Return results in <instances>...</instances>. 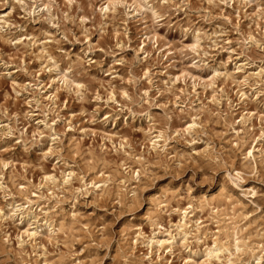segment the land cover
<instances>
[{
  "label": "rangeland",
  "instance_id": "rangeland-1",
  "mask_svg": "<svg viewBox=\"0 0 264 264\" xmlns=\"http://www.w3.org/2000/svg\"><path fill=\"white\" fill-rule=\"evenodd\" d=\"M134 1L0 0V208L34 192L53 214L35 240L31 215L0 221V264L140 260L132 225L176 236L167 264H264V0ZM247 111L257 170L232 130ZM129 166L141 173L120 185ZM222 185L239 201L197 207Z\"/></svg>",
  "mask_w": 264,
  "mask_h": 264
},
{
  "label": "bare ground",
  "instance_id": "bare-ground-1",
  "mask_svg": "<svg viewBox=\"0 0 264 264\" xmlns=\"http://www.w3.org/2000/svg\"><path fill=\"white\" fill-rule=\"evenodd\" d=\"M134 4H135V9L137 11H139V12L143 11L144 8L148 9V7L144 6L141 3V0H135ZM109 6L110 5H109V2H108V4L104 8L107 10V9H109ZM147 37H149V36H147ZM250 42L251 43H257L258 40L253 35H250ZM219 74H221V73L218 70H215V75L218 76ZM226 75L227 76H232L233 78H235L234 74H231L229 72H227ZM246 79H248V77L244 76V80H246ZM238 93H240L239 99L242 102L247 104L249 102L250 96L245 91H239ZM251 115H252V111H247L245 115L243 113L242 114V118L240 120H238V122H242V125L244 126V128L241 129V128H238V127L233 125L232 130L235 133V136L237 138L236 144L239 145V147H241V149L243 151L242 152L243 159H245L248 163L251 164L252 169H254V170L256 169L257 170L258 169V162H257L256 151L259 150L258 153L262 154L263 150L260 149V147L258 146L259 137H258V139H256V138L252 139L253 141H256V144L253 145V144H248L247 143V136L246 135L249 134V129L247 127H245V124L247 123V121H250V116ZM263 134H264V131H262L260 136H263ZM155 143L156 142L154 141L153 144H155ZM120 145H121V143H120ZM123 151H124V153H127L126 150H123ZM134 158H135L134 163L140 165L139 167H142V165H143L142 164V159H144V158L136 157V156H134ZM123 169L126 172L123 173V175L121 177V181L119 182V184L123 185V186H126V183L129 181V178H131V176H134V175L138 176L141 173V169L133 170L132 166L125 167V168L123 167ZM242 174H243L242 169H236L235 174H233V175L228 174V176L230 177L229 178V182H228V184L230 186L229 187L230 189L234 190L235 188H240L239 182L244 179ZM69 175H72V173L70 172ZM65 180L69 181L68 178H66ZM113 181H114V178L110 174V175L106 176L101 181L91 182V183H92V186L95 188V191H98V192H100L102 194L103 192L108 190L109 182H113ZM85 185H87V184H85ZM20 188L25 189L24 186H22ZM252 191H254L253 188H252ZM21 192L24 193L23 191H21ZM245 195H247V194L245 193ZM33 197H36L37 199H34ZM42 198H43V194H40V193H34V192L26 193V195L23 196V199L25 200L24 202L18 203L17 201H14L13 203L10 204L11 208H9L8 211H5L4 208H2V207L0 208V221L2 222V221L10 220V219H15V217L18 216L19 219H20L19 224H22L23 219L26 218L27 216L31 215V218L33 219V221H28L26 223L27 226L22 231V234H25L30 240H35L36 237L39 236L40 230H39L38 225L35 226L34 223L38 222L39 220L42 219V220L45 221V224H47L48 221L53 218V216H52L53 214H51L50 208H48V207H46V208L45 207H40L41 204H40L39 200L42 199ZM221 198H224L226 201H228V203L238 202L239 201V200H236V201L233 200V196H232L231 193H229V191L227 189V186L222 185L220 187V189L218 191V194L216 196H212L210 198L204 197L203 200L200 202L199 206H197V207L203 208L205 206H211L212 210L214 209L215 213H218L220 211V205H221L220 204V202H221L220 199ZM36 204H37V207L34 210V205H36ZM197 207H194V205H190V208H193L194 210ZM211 207H210V209H211ZM38 208H40L39 209V211H40L39 213H37V209ZM185 213H186V211H185ZM220 213H222V212H220ZM40 215L42 216L41 219H39ZM72 216L76 217V214L73 213ZM152 218H153V216L149 217V219H152ZM224 221H225V219H224ZM85 225L86 224H84V226ZM229 225H231V224H229ZM49 226H52V228H51L52 231L53 230L59 231V230H61L64 227V223L61 220L54 219L52 221V223L49 224ZM65 227H66V225H65ZM125 230L127 231L128 235L130 233L129 230H132L131 247L133 246V250H135L138 242L141 241L142 244L145 243L148 246L150 251L147 252L146 254H144L140 258L141 261L135 259V257H134V259H130L131 257H128V258H125L123 260L122 264H144L143 261H145V260L147 261L146 264H155V262H158V261L161 262V264L169 263V261H167V258H166L167 256L166 255L169 254V253L173 254L175 252L174 249H175L176 236L171 235L170 239H153V238L145 235V233L143 232V228L141 226H134V225L128 226L127 229H125ZM238 233H239V228H237V226H235L234 227V235L235 236L234 235H232V236L234 237V239H233L234 240V246L236 247L237 250H239L240 246H241ZM220 241H223V240L220 239ZM219 244H221V243H219ZM154 247H157L155 249L156 254H157V256L155 258H153V256H152V254L154 252ZM220 249H221V247L219 245H216L214 248H212L210 250L209 254H211V255L213 253L217 254V252H219ZM229 262H230L229 264H232V262L230 260H229Z\"/></svg>",
  "mask_w": 264,
  "mask_h": 264
}]
</instances>
